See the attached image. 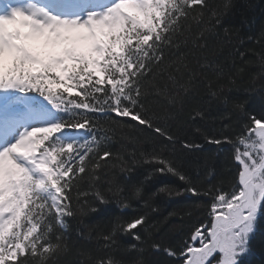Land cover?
<instances>
[{
    "label": "snow or ice",
    "instance_id": "obj_1",
    "mask_svg": "<svg viewBox=\"0 0 264 264\" xmlns=\"http://www.w3.org/2000/svg\"><path fill=\"white\" fill-rule=\"evenodd\" d=\"M232 7L233 0H0V264H55L68 251L69 219L113 201L125 211L139 201L145 210L98 232L89 264H159L145 258L148 250L175 264H240L264 215V112L233 103L240 132L205 136L230 144L238 165L233 179L212 183L214 170L204 181L175 154L178 142L200 145L181 140L154 110L182 105L200 89L222 95L225 81L246 71L251 62L239 49L240 64L226 69L218 59L232 42L231 29L223 38L217 31ZM252 54L264 71V52ZM119 136L152 150L113 152ZM140 164L150 170L137 183L119 181L117 173L127 179ZM167 176L180 183L156 179ZM161 196L206 200L208 222L162 242L151 219ZM121 236L136 243L120 244Z\"/></svg>",
    "mask_w": 264,
    "mask_h": 264
},
{
    "label": "trees",
    "instance_id": "obj_2",
    "mask_svg": "<svg viewBox=\"0 0 264 264\" xmlns=\"http://www.w3.org/2000/svg\"><path fill=\"white\" fill-rule=\"evenodd\" d=\"M213 2L218 3L219 0H213ZM225 27L231 29L232 42L229 46L218 51V59L224 62L226 69L233 60L240 64L241 57L236 52L239 49L240 52L245 53L244 59L251 62L246 71L237 75L234 83L229 84L225 81L224 92L217 97H212L204 89H200L185 95L182 105H154L157 114L167 119L181 140L195 141L197 145H200V147L191 150L184 148L179 142L175 145V154L180 158L184 168L190 173L199 172L204 181L210 178L211 171L214 170L215 176L211 178L212 183H216L220 179H233L238 165H235L232 160L233 149L230 144L208 143L205 136H219L222 131L229 135L240 132L238 114L232 110L233 103H243L247 112L256 114L264 112V71L261 70L258 57H254L252 54L253 52H264L261 44L257 43V41H264V37H262V33H264V0H233L232 9L223 17V22L217 30L221 38L224 35L222 29ZM179 39L183 40V37ZM209 43L214 45L216 38H210ZM182 50H185L183 46ZM225 98L228 100L227 103H225ZM100 119L103 129L106 131L108 125L103 123V117ZM225 125H229V128L226 129ZM196 129H200V132H197ZM100 134L103 135V132ZM110 147L113 152H120L124 155L133 150L138 152L152 150V145L148 142L133 146L131 141L123 136L114 137ZM149 170L148 165L140 164L127 179L126 175L128 174L117 173V177L126 186H131L137 183ZM156 179H163L169 183H180L172 176L157 177ZM155 182L154 180L148 184L149 192L152 191ZM198 200L201 198L169 199L165 196L159 197L156 200L159 212L151 214L156 237L164 243L179 242L187 237L194 224L207 223L209 217L207 209L203 207L206 200L197 203ZM131 203L132 207L127 211L115 201L107 205L98 204V212L69 219L71 227L66 233L68 251L58 256L55 264H89V254L92 256L98 254V241L96 240L98 232L106 231L117 219H127L145 210L141 202L132 201ZM169 212H174L176 215L169 217ZM78 231L81 233L80 235L77 234ZM89 233H91V238H88ZM118 242L120 244L136 243L127 236H121ZM249 248V252L241 258L240 264H264V215L258 220L257 229L251 237ZM144 256L148 260L158 261L159 264H175V261L163 252L153 253L148 250Z\"/></svg>",
    "mask_w": 264,
    "mask_h": 264
}]
</instances>
